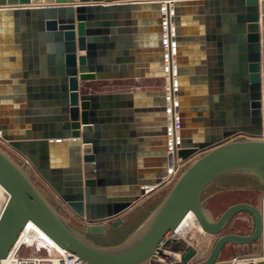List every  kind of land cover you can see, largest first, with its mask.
<instances>
[{
    "label": "water",
    "instance_id": "obj_1",
    "mask_svg": "<svg viewBox=\"0 0 264 264\" xmlns=\"http://www.w3.org/2000/svg\"><path fill=\"white\" fill-rule=\"evenodd\" d=\"M166 70L169 91L79 90ZM263 134L264 0H0V264L29 222L82 264H149L161 248L182 264H264L260 209L238 203L216 218L203 202L222 177L264 187ZM113 151L137 157L128 174L105 170ZM154 193L122 240L90 238L123 227ZM189 213L215 238L202 259L171 238ZM244 213L252 230L225 233ZM229 245L250 253L221 260Z\"/></svg>",
    "mask_w": 264,
    "mask_h": 264
},
{
    "label": "rangeland",
    "instance_id": "obj_2",
    "mask_svg": "<svg viewBox=\"0 0 264 264\" xmlns=\"http://www.w3.org/2000/svg\"><path fill=\"white\" fill-rule=\"evenodd\" d=\"M166 84V79L162 78L160 79V85L161 87L165 86ZM215 190H218L217 192H213ZM220 190V191H219ZM47 192V191H46ZM48 193V192H47ZM163 194H161L160 197H162ZM48 196V195H47ZM264 197V187H261L257 182H254L250 178H241V179H234V180H219L213 184V186H210L205 192L204 195V204L206 207L210 208L213 211V214L215 215L216 218H218L228 207L238 204V203H249L252 204L253 206H256L259 208L261 199ZM159 200V198H155L154 200H148L147 203L144 205V209H151L152 206ZM2 196H0V202H2ZM52 201V199H51ZM53 202V201H52ZM54 204V203H53ZM0 205H2L0 203ZM143 210L137 209L134 211V213L126 219V223L130 225L131 221H135V219L143 214ZM246 218V214H241L236 216L233 221H246L244 220ZM130 221V222H129ZM235 223V222H234ZM71 224L78 228V225L71 221ZM239 225L236 227L235 226L232 228H228L225 233H233V234H240L244 235L249 233L252 230L251 228L245 226L242 222H238ZM127 225V224H126ZM236 227V228H235ZM128 229L126 226L122 228L120 231H116L117 238L115 239L114 243H117L118 241L122 240L127 233ZM191 235V234H189ZM91 238V237H90ZM198 238V236H197ZM93 240V237L91 238ZM180 241H184L185 239H182ZM215 241V238L210 242L211 246L213 245ZM186 244V242H185ZM187 245V244H186ZM188 246V245H187ZM239 247L229 245L226 247V251L228 250L229 253H235L237 252L236 249ZM211 249V247H210ZM209 249V251H210ZM231 249V250H230ZM241 249V248H240ZM208 251V253H209ZM32 250L28 249H23L20 252V256H27L28 254H32ZM46 251L41 250L39 253L40 256H45ZM208 255V254H207ZM206 255V256H207ZM225 255V254H224ZM222 254V257L224 256ZM203 256L202 258L206 257Z\"/></svg>",
    "mask_w": 264,
    "mask_h": 264
},
{
    "label": "crops",
    "instance_id": "obj_3",
    "mask_svg": "<svg viewBox=\"0 0 264 264\" xmlns=\"http://www.w3.org/2000/svg\"><path fill=\"white\" fill-rule=\"evenodd\" d=\"M83 54H84V52H77L78 56L83 55ZM161 88L162 87L160 85V79L92 81V82H80L79 83V90H80V93H82V94H84V93L85 94H88V93H90V94H111V93H122V92H131V91H157V90H160ZM154 120L157 121V117H154ZM115 145L116 144H113L112 146H115ZM104 154L109 155V157L107 156V158H106V156H104V158L102 159V162L107 164V166L104 167L106 171H113V172L119 171V172H125L126 174H128L133 169L132 163L137 159V157L134 160L128 159L126 157V152H122V151L121 152H115V151L106 152ZM111 178H116V177L114 175ZM119 178H122V175H120ZM241 178H246V177L227 176V177H222V178L218 179L217 181H219V180H228L229 181V180L241 179ZM251 180H253V179H251ZM217 181H215V182H217ZM253 181L256 182L255 180H253ZM215 182L213 184H215ZM213 184L210 186H213ZM210 186L208 188H210ZM206 190L204 191V194H203V202H204V195H205ZM217 191L218 190L214 189L213 192H217ZM155 193L151 194L149 201L154 200L155 198H159V200H160L161 194L155 195ZM144 208L145 207L142 208V210L144 211L143 214L138 216L135 219V221H131L130 225H128V223H125L123 227L118 228L117 230L110 232V234L106 238L93 237V241L99 245H102V246H108V245L115 244L114 241L117 238L116 231H120V230H122V228H124L126 226V228H129L128 229V233H129L143 219V217L146 215V212L150 210V209H144ZM244 220H246V221H232L231 228L235 226V223H236V227H237V225H239L238 222H242L243 224H245V226L247 225V227L249 225V227L251 228V226H252L251 217L246 214V218ZM236 251L237 252H235V253H238V254H248V252L250 253L249 249L244 248V247H239L238 249H236ZM223 255L224 256L221 258V260H228V259H231L233 257V254L229 253L228 250L224 251ZM239 257H241V256H238L237 258H239ZM238 260L239 259H236V262H240L243 264L246 262V261H238Z\"/></svg>",
    "mask_w": 264,
    "mask_h": 264
},
{
    "label": "bare ground",
    "instance_id": "obj_4",
    "mask_svg": "<svg viewBox=\"0 0 264 264\" xmlns=\"http://www.w3.org/2000/svg\"><path fill=\"white\" fill-rule=\"evenodd\" d=\"M165 79H166L165 88L169 91L170 79L167 74L165 76ZM168 109H170V105H168ZM0 196H2L3 199V201L0 202L2 204L0 205V212H1L4 204L7 201V194L1 187H0ZM213 238H214L213 236L203 232L202 228L197 223L192 213H189L188 216H186V218L182 221L181 225L177 229L174 236L175 240L180 241L182 239H185L186 244L189 247H192L196 251V259H202L203 256H206L208 254V251L211 247L210 242L213 240ZM18 241L19 242L24 241L29 245H32L34 243V245L46 249H51L53 247L58 251L61 252L63 251L48 236H46L36 225H34L31 222L28 223L25 231L23 232V234L21 235ZM156 256H157L156 258L160 261H166L167 260L166 256H168L169 258L167 261H171L177 257V254L176 252L173 251L167 254L166 252L160 251ZM8 261L15 262V258L12 259V255H11L7 260H4L2 264H8Z\"/></svg>",
    "mask_w": 264,
    "mask_h": 264
},
{
    "label": "built area",
    "instance_id": "obj_5",
    "mask_svg": "<svg viewBox=\"0 0 264 264\" xmlns=\"http://www.w3.org/2000/svg\"><path fill=\"white\" fill-rule=\"evenodd\" d=\"M163 22H164V25H166L165 24L166 23V18L163 19ZM164 35H165V38H166L167 32H166L165 28H164ZM164 47H165V51L167 52L168 51V47H167L166 43H165ZM172 47H173V45H172ZM172 60L174 62V56L172 57ZM167 65H168V63H166V66ZM173 71H174V69H173ZM166 74L169 76V73H168L167 70H166ZM169 126H170V130H171L170 122H169ZM175 132L176 133L178 132L177 125L175 126ZM263 137H264V134H263ZM169 146H170V150H169L168 153L169 154H173V151H172V136H171V134L169 135ZM184 164H185V162H181V163H178V166H177L176 169H173V168L169 169L170 176L167 178L166 183H172L173 182L175 177L178 175L179 169L182 168ZM259 209H260V211H261V213H262V215L264 217V197L261 199V203H260ZM187 216H188V214H187ZM27 225L25 226L23 232L25 231ZM23 232H22V234H23ZM174 236H175V234H174ZM174 236H172L171 238L173 239ZM20 237H19V239H20ZM18 240H17L15 246L10 250L9 256L5 259V260H7L12 255V259L15 258V262L8 261V264H82L81 261L77 257L73 256L72 254L68 253L67 251H65L63 249H62L63 251L61 252V251H58L57 249H54L53 247L51 249H46V248H43V247H38V246L34 245V243L32 245H29V244L25 243L24 241L19 242ZM262 242H263V245H264V237H263V241ZM23 249L32 250L33 253L32 254H28L27 256H20L19 254H20V252ZM41 250H45L46 251L45 256H40L39 255ZM160 251L166 252V254L169 253V251H166V250H164L162 248L160 249ZM176 254H177V257L174 258L171 261H167L169 257L166 256V258H167L166 261H160L157 258H155L149 264H182V262H181V255L182 254L179 253V252L176 253ZM32 258H34V259H32ZM2 262H1V264H2Z\"/></svg>",
    "mask_w": 264,
    "mask_h": 264
},
{
    "label": "trees",
    "instance_id": "obj_6",
    "mask_svg": "<svg viewBox=\"0 0 264 264\" xmlns=\"http://www.w3.org/2000/svg\"><path fill=\"white\" fill-rule=\"evenodd\" d=\"M156 204H157V202L152 206V208H153ZM152 208H151V209H152ZM207 208H208V207H207ZM209 209H210V208H209ZM210 210H211V209H210ZM211 211H212V210H211ZM212 212H213V211H212ZM122 239H123V238H122Z\"/></svg>",
    "mask_w": 264,
    "mask_h": 264
},
{
    "label": "flooded vegetation",
    "instance_id": "obj_7",
    "mask_svg": "<svg viewBox=\"0 0 264 264\" xmlns=\"http://www.w3.org/2000/svg\"><path fill=\"white\" fill-rule=\"evenodd\" d=\"M117 234V233H116ZM92 238V237H91Z\"/></svg>",
    "mask_w": 264,
    "mask_h": 264
}]
</instances>
